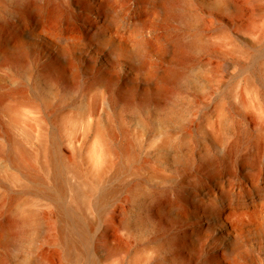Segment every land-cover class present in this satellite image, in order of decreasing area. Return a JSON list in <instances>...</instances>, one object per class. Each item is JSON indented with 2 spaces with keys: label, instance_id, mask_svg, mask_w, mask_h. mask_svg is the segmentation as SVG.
<instances>
[{
  "label": "rangeland",
  "instance_id": "1",
  "mask_svg": "<svg viewBox=\"0 0 264 264\" xmlns=\"http://www.w3.org/2000/svg\"><path fill=\"white\" fill-rule=\"evenodd\" d=\"M50 1L0 0V264H264V0Z\"/></svg>",
  "mask_w": 264,
  "mask_h": 264
},
{
  "label": "bare ground",
  "instance_id": "2",
  "mask_svg": "<svg viewBox=\"0 0 264 264\" xmlns=\"http://www.w3.org/2000/svg\"><path fill=\"white\" fill-rule=\"evenodd\" d=\"M158 1L164 5L165 14L168 19H176V18L184 19L183 16L181 15V11H180L181 7H180V2H178V0H158ZM60 9L61 8H58V6H56L55 4H51L50 0H46L44 4L41 3V5L37 4L33 0H27V2L23 6L24 13L28 15L29 14L30 15L32 14L40 15L47 11L52 14L53 13L63 14L64 12ZM19 29L20 28L16 24L11 25L9 28H7L5 34L2 35L0 38V53H6V54L9 53V50H10L9 48L11 44L13 43V42L11 43V40L9 41L8 39L10 34H13L14 37L17 36V39H18L17 42L20 41L19 39L22 38L21 37L22 34ZM56 38L61 39L58 36ZM173 41L178 51L180 50L182 51L183 49L186 48V44L184 43L180 35L175 36ZM66 62L61 61L59 59V60L52 61L51 63H49L46 66L47 76L56 78L61 81H67V82H71L75 80L78 77V73L75 72L73 69L69 68L70 66H72L71 62H68V63ZM177 76H178L177 72L170 68V69H167L162 74V80L165 82H169L170 80L171 81L175 80ZM157 92H158V95H161V94L165 95L169 93V91L161 87L157 89ZM103 148H104L105 153H108L110 151V145L107 144L106 142L103 143ZM44 154L46 157V161L44 163L45 167L47 169L56 168L55 167L56 160L54 157V152L47 145H44ZM211 163H214V162L211 161ZM98 173H100V171ZM219 173H220V170L214 171V175H215L214 177L217 178L216 181L220 180ZM72 188L75 193V196L79 200H82L85 203H89V198H90L89 194L86 191L82 190L80 185L73 184ZM21 223L22 221L18 219L17 220L9 219L3 223L0 222V243L10 245L12 241L15 239L17 228ZM85 233H86V228H85L84 222L80 224L77 220H75L73 223L72 222L69 223V225L67 224L66 229L64 231V238L67 244L70 246L71 250L76 254V256L78 255V250L80 249V245H81L80 243L84 242L86 239ZM237 244L238 243H234L235 246L239 245ZM78 259H80V257ZM42 262L45 264L47 263V260L42 259Z\"/></svg>",
  "mask_w": 264,
  "mask_h": 264
}]
</instances>
